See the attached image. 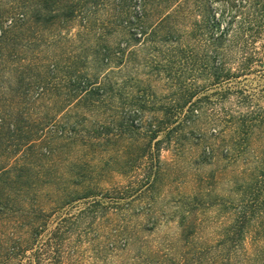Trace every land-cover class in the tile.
Returning <instances> with one entry per match:
<instances>
[{
	"label": "rangeland",
	"instance_id": "374dc122",
	"mask_svg": "<svg viewBox=\"0 0 264 264\" xmlns=\"http://www.w3.org/2000/svg\"><path fill=\"white\" fill-rule=\"evenodd\" d=\"M235 86L260 96L264 79ZM224 89L205 91V0H0V168L11 170L0 218L41 205L51 230L96 200L107 208L61 264H142L151 250L153 264H205V247L256 203L230 264H264V127L243 144L246 110L220 103Z\"/></svg>",
	"mask_w": 264,
	"mask_h": 264
},
{
	"label": "trees",
	"instance_id": "16d2710c",
	"mask_svg": "<svg viewBox=\"0 0 264 264\" xmlns=\"http://www.w3.org/2000/svg\"><path fill=\"white\" fill-rule=\"evenodd\" d=\"M214 7L219 10V13L213 12ZM143 19H146L144 13L135 17L137 23H141ZM9 25H13V23L10 21ZM139 36L141 38L143 34L141 33ZM188 67L196 71L192 63L188 64ZM182 70L187 71L183 68ZM253 75L264 79V0H205V91L225 86L219 95L220 103L233 102L237 109L246 110L245 113H239L242 123L246 125L242 127L241 131L243 144L247 141L248 135L253 133V130L257 127H264V108L257 104L260 100H264V89L260 90L263 94L258 96L256 91L248 90L247 87L235 86L232 88L228 85L234 82L239 85L242 79ZM41 91L44 89L42 88ZM187 93L189 90H186V93L182 91L181 95L186 97ZM188 99L186 97L185 103L189 102ZM210 105H213L210 96L205 95V106ZM195 107L193 104L189 111L193 113ZM141 108L146 110L148 107L144 103ZM184 108L179 105L173 108L170 113L183 111ZM168 116L173 117L171 114ZM131 127L135 128L133 125ZM157 134L158 131L152 133L147 144L148 148H151V142L156 139ZM170 134L171 132L168 133V135ZM162 143V141H157V151ZM30 144L23 146L29 148ZM10 173L11 170L0 168V184L4 178L9 177ZM158 175L159 171L157 170L154 173L153 181L147 183L148 186L155 187ZM258 180L264 185V173ZM87 195L88 193L85 196ZM255 197L254 195L252 201H255ZM81 199L84 200L87 197ZM4 200L0 186V213L2 215L6 214L7 205ZM101 206L103 209L107 208L96 200L86 203V207L80 209L76 216L60 217L54 229L51 230L49 226L53 217L48 215L41 205H37L41 214L30 219L0 218L1 223L5 222L9 225L8 229L4 226L6 230L0 232V264H11L17 259L21 263L22 260L28 258L27 254L30 252L29 264H61V260L75 257L76 253L67 248V243L71 242L74 233L82 231L83 225H91L95 221L100 214L99 207ZM257 207L256 203H252L250 209H245L241 217H236L226 239L218 241L215 247H205V264H220L223 260L231 263V259L237 256L235 252L239 251L241 241L247 233V224L256 217ZM58 208L59 206L56 205L53 210ZM21 220L26 221L25 225H22ZM45 234L49 237L42 240ZM117 237L119 236L116 235ZM186 237L188 238V235ZM118 242H120L118 238L109 241L105 247L106 250L117 252ZM127 242L129 241L127 240ZM146 247L143 246V249ZM156 251L159 250L146 251L148 254L142 255V264H153L151 258L152 256L157 257ZM202 262L201 257L200 260L197 258V263L202 264ZM223 264L225 263L223 262Z\"/></svg>",
	"mask_w": 264,
	"mask_h": 264
}]
</instances>
